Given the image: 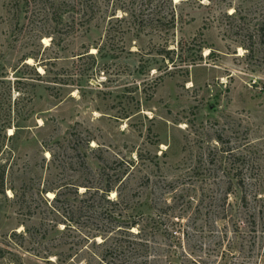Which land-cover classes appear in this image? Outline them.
Listing matches in <instances>:
<instances>
[{
    "label": "rangeland",
    "instance_id": "1",
    "mask_svg": "<svg viewBox=\"0 0 264 264\" xmlns=\"http://www.w3.org/2000/svg\"><path fill=\"white\" fill-rule=\"evenodd\" d=\"M135 1L0 0V264H264V0Z\"/></svg>",
    "mask_w": 264,
    "mask_h": 264
},
{
    "label": "trees",
    "instance_id": "2",
    "mask_svg": "<svg viewBox=\"0 0 264 264\" xmlns=\"http://www.w3.org/2000/svg\"><path fill=\"white\" fill-rule=\"evenodd\" d=\"M52 1V3L49 1V0H41V3L43 4V5H45V6H47V4H49V3H51V4H53V1L54 0H51ZM146 0H136L135 2L138 4V7H137V11H133V13H132V16L134 17L135 15H137L140 11H141V7L143 6V3L145 2ZM138 2H140V4L138 3ZM54 19L55 20H59L60 18H61V14L57 11V12H55V14H54ZM34 58V61L35 62H37V58L36 57H33ZM27 66H29V64H27ZM37 74H38V76H42V74L40 73V71H37L36 72ZM111 189H105L104 190V196H105V198H106V200L108 201V202H112V203H115L113 200H111L109 197H107L108 195H109V191H110ZM0 191H2V192H5V190H4V188H3V177H0ZM57 197V194H55V198ZM134 221H131L130 223H129V225L132 227V226H134ZM95 234H93V236H94Z\"/></svg>",
    "mask_w": 264,
    "mask_h": 264
},
{
    "label": "bare ground",
    "instance_id": "3",
    "mask_svg": "<svg viewBox=\"0 0 264 264\" xmlns=\"http://www.w3.org/2000/svg\"><path fill=\"white\" fill-rule=\"evenodd\" d=\"M28 61H31V58H29Z\"/></svg>",
    "mask_w": 264,
    "mask_h": 264
}]
</instances>
